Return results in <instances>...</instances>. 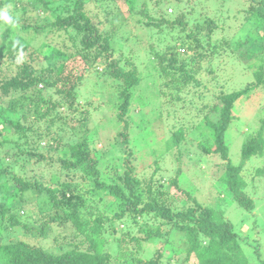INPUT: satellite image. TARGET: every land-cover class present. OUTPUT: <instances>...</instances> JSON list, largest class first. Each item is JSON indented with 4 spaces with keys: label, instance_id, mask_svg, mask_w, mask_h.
I'll return each mask as SVG.
<instances>
[{
    "label": "rangeland",
    "instance_id": "374dc122",
    "mask_svg": "<svg viewBox=\"0 0 264 264\" xmlns=\"http://www.w3.org/2000/svg\"><path fill=\"white\" fill-rule=\"evenodd\" d=\"M30 1L34 0H0L3 3L0 11L11 7L16 16L24 17L26 8L28 13L25 16L30 17L28 20L38 24H43L46 18L48 21L53 20L60 12L57 4L52 3V9L48 12H42L46 8L41 9L40 15L31 17L34 6ZM259 1L264 2L136 0L133 11L128 12L121 0H105V3H110L101 6L91 2L88 10L100 31L110 34L109 42L115 48L113 58H121L119 65L125 69H131L133 65L138 68L141 82L133 90L138 105L135 108L133 104L130 109V117L134 121L128 129L129 146L133 149L132 164L137 178L145 183L152 178L154 183H162V187L169 191L168 200L175 210H186L192 204L185 192L204 206L222 210L224 217L231 220L234 231L240 237L248 238L244 244L249 243L246 246L247 264H264V152L262 155H252L245 161L242 155L243 143L256 135L264 120V83L235 103L233 111L237 118L232 120L226 132L233 163L243 164L240 175L245 184L241 191L252 199V210L239 205L232 191L220 181L219 176L225 169L224 161L220 155L203 154L201 142L206 134H200L195 126L204 124L208 116L217 119L218 114L211 108L220 101L219 96L252 84L256 81L255 71L261 64L264 67V19L254 23L248 18L247 12L250 4L258 5ZM179 15H183L182 23L177 21ZM208 19H212L213 23H209ZM15 29L30 41V45L16 52L14 58L8 53L0 55V82L15 76L26 63L33 68H50L51 64L46 62L41 52V45L45 41L67 53L56 61L57 64L65 65L64 72L80 66L83 59L73 44L79 43L76 38L68 40L65 35L58 38L49 29L34 31L22 29L19 25ZM241 40L246 42V47L239 46ZM169 46L173 47L175 58L178 63L185 65L191 77H183L179 68L168 71L171 72L169 75L162 73L159 62L162 54L169 62L172 56ZM239 48L247 52L245 57L239 53ZM46 49L47 46L43 48ZM102 62L97 59V70L102 69ZM97 70L87 72L84 82L80 83L82 106L76 113H72L67 104H61L60 109L44 116L41 102L31 106L30 98H59V95L52 93L55 89H46L44 83L37 85L44 90L43 94L35 92L33 97L27 92L10 91L4 94L0 87V107L4 103L8 110L13 107L15 111L20 107L24 109L27 104L32 108L24 115L18 112L21 124L31 127V131L19 134L11 130L12 124H7L11 129L6 130L3 137L0 136L2 166L9 165L13 174L55 188H61L64 181L71 180L80 182L82 191L93 188L92 179H82L80 171L76 176L71 175V171L62 166V159L65 158L62 157L63 148L81 139L82 132H77L79 119L87 114L88 127L96 130L89 139V146L99 158V182L108 186L117 181L118 176L123 174V158L127 155L124 149H120L116 133L124 122L118 120L113 109L115 81H103L102 77H98ZM51 74L53 77L58 76L56 73ZM177 76L181 77L176 79ZM19 93L22 97L20 105L16 101ZM5 97L7 99L3 102ZM3 120L0 116V126ZM178 128L185 130V139L168 147L169 137ZM19 144L22 149L18 147ZM31 150L42 153L44 159L29 155L28 151ZM173 179L178 181L177 185L172 184ZM17 187L10 181L11 197L7 200L14 204L13 210L33 229L12 225L8 219L9 211L0 222V242L23 239L55 253L67 250L76 243L81 248L86 247L82 243V235L74 230L71 223L66 226L54 223L46 235H39L42 222L52 212L51 204L46 201L47 194L32 189L22 198ZM108 191L107 187L104 191L98 188L95 192L85 193L95 212L104 211L112 215L117 210L115 201L110 200L111 197L106 193ZM150 224L155 223L152 220ZM120 227L125 228V224H120ZM131 230L133 234L137 232L134 226ZM258 244L263 257L255 249ZM146 247L141 255L144 259L157 257V251L161 249L160 264H197L194 254L188 257V241L183 231L172 229ZM110 248L117 253L116 242ZM126 259L128 264L129 259Z\"/></svg>",
    "mask_w": 264,
    "mask_h": 264
},
{
    "label": "trees",
    "instance_id": "16d2710c",
    "mask_svg": "<svg viewBox=\"0 0 264 264\" xmlns=\"http://www.w3.org/2000/svg\"><path fill=\"white\" fill-rule=\"evenodd\" d=\"M121 1L126 4L128 12L133 11L136 0ZM160 1L158 0V2ZM91 2L98 3L101 6L110 3H105V0L30 1L34 6L31 17H36L42 12H48L52 9V3H56L60 8V12L53 20L48 21L46 18L43 24L30 22L28 20L30 17L25 16L28 13L26 8L23 12L24 17L16 16L11 7L0 11V55L8 53L14 58L16 52L29 47L30 41L15 29V26L19 25L22 29H33L34 31L49 29L53 34L56 33L58 38L64 35L68 40L76 38L79 43L73 42V44L77 48L76 52L83 59L79 67L64 72L65 65L57 64L56 61L59 57L66 56L67 53L64 49L57 48L50 42L45 41L41 45V52L43 51L44 58L49 65L51 64V67L38 69L26 63L15 76L6 81H1L0 87L3 89L4 94H8L10 91L27 92L28 95L33 97L35 92L43 94L44 90L38 88L37 85L44 83L46 89H55V92L52 93L55 96L59 95V98H56V100H46L44 97L30 98L31 106L41 102L40 106L44 110V116L60 109L61 104H67L71 112L76 113L82 106V100L79 98V94H81L80 83L84 82L87 72L92 69L97 70V59L103 60L102 69L97 70L98 77H102L103 81H108V79L115 81L116 97L113 100V109L116 110L115 115L118 120L124 122L123 127L119 132H116L118 133L117 142L120 149H124L123 151L127 153L123 158V174L118 176L115 183L108 186L104 182H99V158L97 153L93 152L89 146V139L96 130H91L92 128L88 127L87 114H83L79 119L80 125H78L79 131L77 132H82L81 139L63 148L64 154L62 157L65 158L62 159V166L68 169L69 172L71 171V175L76 176V173L80 171L82 179H92L95 185L93 188L82 191L80 182L74 180L64 181L61 188L47 186L37 180L32 182L20 175L13 174L9 170V165L2 166L3 160L0 157V222L11 211L8 219L12 222V225L23 226L26 230L33 229V226L22 220L19 214L13 210L14 204L8 201L11 197L10 181H12L18 186L17 190L22 198H24L26 192L32 189L47 194L46 201L51 204L52 212L48 214V219L42 222L39 235H46V231L52 230V224L54 223L61 226L71 223L74 230L82 235V243L86 244L85 248H81L76 243L67 250L55 253L23 239L0 242V264H126V257L129 259L128 264H160L161 249L157 251V257L144 259L141 255L146 251L147 244L158 237L163 238L165 233L168 234L172 229L185 233L188 241V257L190 258L194 254L197 264H247L249 260L246 255V246L249 243L244 244L248 241V238L240 237L234 231L231 220L224 217L222 210L204 206L188 192L185 193L192 204L186 210H175L171 205V201L168 200L169 191L167 188L162 187V183L160 185L154 183L153 178L145 183L137 178L132 164L133 149L131 150L129 146L128 129L134 121L130 117V109L133 104L135 108L138 105V103H135L136 95L133 91L134 87L141 82L138 68L133 65L131 69H125L119 65L121 58H113L115 48L109 42L110 34L100 31L92 16L89 15L88 10ZM2 4L1 2L0 7ZM113 6L116 5L113 4ZM45 8L46 10L41 12V9ZM247 12H249L248 18L252 19L254 23L263 20L264 2L259 1L258 5L255 3L250 4ZM5 14L10 18L7 21L4 19ZM149 18L151 17L149 16ZM182 19L183 15H179L177 21L182 23ZM22 20L23 22H20ZM163 21L164 19L160 20L158 25ZM208 22L213 23V20L208 19ZM71 29L74 30V33ZM190 35L195 36L196 34L190 33ZM45 46H47V49L43 50ZM239 46L246 47V42L241 40ZM169 48L172 50L169 62L166 60L165 54L161 55V61L159 62L162 73L169 75L171 72L168 71L179 68L183 77H191L190 71L186 69L185 65L178 63L173 47L169 46ZM239 51L243 57L247 55V52L242 51L240 48ZM50 73H56L58 76L53 77ZM255 76L256 81L252 84L222 93L219 96L220 101L211 108V111L218 114L217 119L214 120L208 116L204 124L198 123L195 126L200 134H206V138L201 142L203 154L220 155L221 160L224 161L225 169L219 176L220 181L225 183L227 189L229 188L232 191L233 197L239 205L250 210L254 208L253 201L241 191L245 184L240 175L243 164L235 165L233 163L230 157V146L226 141V132L232 120L237 118L233 111L235 103L242 96L249 94L253 88H257L264 83V67L262 64L255 71ZM180 77L177 76L176 79ZM20 93L16 95L18 104L22 101ZM6 99L5 97L3 102ZM3 104L0 107V116L4 119L1 121L0 126L1 137L5 135L6 130L11 129L7 127V124H12L11 130L17 131L19 134L31 131V127L21 124L20 113H18L20 111L24 115L27 110H31L32 108L28 104L24 109L20 107L16 111L14 107L12 110H8ZM185 137V130L178 128L169 137L167 146L177 145ZM20 144L18 147L22 149ZM263 152L264 120L256 135L243 143L242 155L245 161L252 155H262ZM28 154L44 159V155L40 152L31 150L28 151ZM10 166L12 165L10 164ZM9 173L11 174L10 177H8ZM172 184L177 185L178 181L173 179ZM107 187L109 191L106 193L111 197L110 200L115 201L117 208L112 215H108L104 211L95 212V208L88 203L86 195V192H95L98 188L104 191ZM152 220L155 224L151 225L150 221ZM120 224H125V228L120 227ZM132 226L137 229L134 234L131 230ZM0 234H2V230H0ZM115 242L118 245L117 253L110 248L111 244H115ZM259 248L260 244L255 246L259 256L263 257Z\"/></svg>",
    "mask_w": 264,
    "mask_h": 264
},
{
    "label": "clouds",
    "instance_id": "9594fccd",
    "mask_svg": "<svg viewBox=\"0 0 264 264\" xmlns=\"http://www.w3.org/2000/svg\"><path fill=\"white\" fill-rule=\"evenodd\" d=\"M4 19L7 21V20H9L10 18L5 14V15H4Z\"/></svg>",
    "mask_w": 264,
    "mask_h": 264
}]
</instances>
